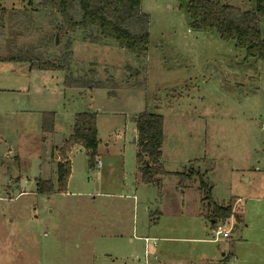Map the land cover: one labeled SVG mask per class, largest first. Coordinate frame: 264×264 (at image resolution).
<instances>
[{
	"label": "rangeland",
	"instance_id": "374dc122",
	"mask_svg": "<svg viewBox=\"0 0 264 264\" xmlns=\"http://www.w3.org/2000/svg\"><path fill=\"white\" fill-rule=\"evenodd\" d=\"M223 1L255 10V0ZM37 2L0 0V191L19 175L56 181V147L78 112L98 115L103 165L90 167L88 153L73 148L66 192L38 196L35 213L24 204L36 200L17 197L15 186L16 198L0 202V264H136L143 241H129L134 232L157 239L165 264H264V58L215 29L191 28L187 0H142L151 44L138 57L115 40L93 43L91 31L57 36L58 16ZM260 29L264 39L263 17ZM24 51L64 70L4 60ZM78 79L106 88L68 86ZM147 108L164 116L169 174L136 184V119ZM192 169L216 204L230 202V218L213 220L198 176L173 174ZM218 225L230 236H216Z\"/></svg>",
	"mask_w": 264,
	"mask_h": 264
},
{
	"label": "trees",
	"instance_id": "16d2710c",
	"mask_svg": "<svg viewBox=\"0 0 264 264\" xmlns=\"http://www.w3.org/2000/svg\"><path fill=\"white\" fill-rule=\"evenodd\" d=\"M32 4L35 0H28ZM41 7L49 8L58 16L57 35L63 36L77 31L90 32L91 41L115 40L121 48L134 55L147 54L151 44L149 32L150 18L141 11L142 0H37ZM188 12L192 18L191 28L200 30L215 29L221 39L234 40L236 45L244 48L248 57L264 58V39L261 35L260 19L264 18V0H255V10L245 11L230 5L223 0H187ZM96 30L97 33H93ZM97 34V35H94ZM94 35V36H93ZM56 44V39H54ZM30 51L4 59L6 61L29 63L32 70L61 71L64 65L53 61L38 60ZM1 60V61H4ZM65 76L70 77L71 74ZM72 80L68 86L76 88H95V86L78 83ZM97 88H106L98 83ZM111 94V93H110ZM113 95V94H111ZM137 124V171L145 184L154 183L159 176L169 174L162 162L164 142V116L150 109L143 110L136 119ZM43 131L46 134L54 130V113L44 114ZM80 145L87 150L89 165L94 167L99 145L97 113L83 111L75 114L73 132L59 149L57 165V187L52 179H39L37 192L40 195L52 196L67 190L72 167L68 153ZM181 180L193 179L199 172L191 170L186 173H173ZM200 189H203L204 200L213 212V220L227 219L232 215L228 205H218L211 196V188L202 176Z\"/></svg>",
	"mask_w": 264,
	"mask_h": 264
},
{
	"label": "crops",
	"instance_id": "0c3cea01",
	"mask_svg": "<svg viewBox=\"0 0 264 264\" xmlns=\"http://www.w3.org/2000/svg\"><path fill=\"white\" fill-rule=\"evenodd\" d=\"M30 70H32V69H30ZM77 89H80V90H82L83 88H77ZM97 121H98V115H97ZM74 125V124H73ZM97 127H98V137H99V126H98V122H97ZM72 132H73V127H72ZM72 132H71V134H72ZM70 134V135H71ZM69 135V136H70ZM69 138V137H68ZM68 138H66V139H68ZM136 140H137V135H136ZM136 140L134 139V142H135V145H136ZM66 141V140H65ZM64 141V142H65ZM64 142H63V144H64ZM62 144V145H63ZM62 145H60V146H57L56 147V149H58L59 150V148H61L62 147ZM76 147V148H75ZM74 147V151L75 150H80V151H86L87 152V150L84 148V147H82V146H80V145H76ZM55 149V150H56ZM54 150V151H55ZM57 150V151H58ZM53 151V150H52ZM72 151L73 150H71L69 153H68V157H69V159H70V161H71V164H72V160H71V153H72ZM55 153V152H54ZM136 153H137V145H136ZM100 159H98L97 161H96V165H97V162L99 161ZM56 161H57V165H58V162H59V157H58V159H56ZM102 162V161H101ZM103 165V163L101 164V166ZM101 166H100V168H101ZM98 167V166H97ZM99 168V167H98ZM57 171V170H56ZM99 173V172H98ZM39 179H46V177H44L43 178V176H40V177H36L35 178V180L34 181H32V180H30L29 178L28 179H26L25 180V178L22 176V175H19V176H16V180H17V182L14 184V185H11L10 183L9 184H6L7 182L6 181H4V182H2V185H3V191H0V202H6V201H9V200H13V199H15L16 197H14V187L15 186H18L19 187V189H20V192L18 193V195H17V197H19V198H21V197H32L33 199H34V201L36 200V203H30L29 202V200H26L25 201V204L24 205H31V204H33V205H31V206H33L34 207V213L35 212H37L38 210H36V208H37V205H38V200H37V198H38V196H41V197H46V198H49L50 196H44V195H40V194H38V192H37V182H38V180ZM47 179H50V178H47ZM56 179V178H55ZM71 179V178H70ZM70 179L68 180V183H69V181H70ZM135 180H136V184H138V183H141V178H140V174L138 173V171H137V164H136V173H135ZM159 181V177L157 178V180L155 181V182H158ZM24 182L28 185V186H34V189L32 190V191H27V189H24V187H23V184H24ZM54 182V181H53ZM154 182V183H155ZM143 183V182H142ZM145 184V183H144ZM54 185H55V187H57V179H56V181L54 182ZM68 187V186H67ZM66 192V191H65ZM56 194H60V193H56ZM56 194H54V195H56ZM53 196V195H52ZM232 201V200H231ZM28 206L26 207V208H28ZM15 211H17V213H15V216L11 219L12 221H15V220H17V218H16V215H17V217H19L20 215H21V208L20 209H17V210H15ZM24 211H27L26 209L24 210ZM5 215H7V214H5ZM40 216V215H39ZM12 217V216H11ZM155 218V217H154ZM13 223V222H12ZM122 226V225H121ZM125 231V230H124ZM109 232H110V230H109ZM123 233H124V235H125V232H123V230H122V232H121V235L123 236ZM126 236H128L129 237V241H134V240H136V241H139V240H142L141 239V236H138V235H136L135 234V232L134 233H129V234H127ZM143 237V236H142ZM105 238H117V235H115V237H113V235L110 233V234H107L106 235V237ZM143 241V240H142ZM143 246H144V244L142 245V250H141V252L138 250V252H136V256H135V260H136V258L139 256V254L141 255V253L143 252ZM141 248V247H140ZM40 249V248H39ZM157 249H158V245H157ZM225 255V254H224ZM161 258H159V256H158V253L156 252V258L153 260V264H165V263H163L161 260H160Z\"/></svg>",
	"mask_w": 264,
	"mask_h": 264
},
{
	"label": "built area",
	"instance_id": "2783aa9c",
	"mask_svg": "<svg viewBox=\"0 0 264 264\" xmlns=\"http://www.w3.org/2000/svg\"><path fill=\"white\" fill-rule=\"evenodd\" d=\"M102 162L99 160L97 162V166L100 167ZM216 236H224V238H227L230 236V230L225 229L224 226L218 225L216 229ZM143 240V252L141 255L136 258L137 263L136 264H153V260L156 258V252H157V239L151 238V237H141ZM217 239V237H216Z\"/></svg>",
	"mask_w": 264,
	"mask_h": 264
},
{
	"label": "water",
	"instance_id": "95a60500",
	"mask_svg": "<svg viewBox=\"0 0 264 264\" xmlns=\"http://www.w3.org/2000/svg\"><path fill=\"white\" fill-rule=\"evenodd\" d=\"M58 36V35H57ZM56 42L58 43V37H56ZM135 140H136V138H135Z\"/></svg>",
	"mask_w": 264,
	"mask_h": 264
}]
</instances>
